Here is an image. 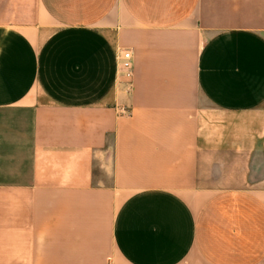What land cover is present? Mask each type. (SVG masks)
I'll use <instances>...</instances> for the list:
<instances>
[{
	"label": "crops",
	"instance_id": "obj_1",
	"mask_svg": "<svg viewBox=\"0 0 264 264\" xmlns=\"http://www.w3.org/2000/svg\"><path fill=\"white\" fill-rule=\"evenodd\" d=\"M0 264H264V0H0Z\"/></svg>",
	"mask_w": 264,
	"mask_h": 264
},
{
	"label": "built area",
	"instance_id": "obj_2",
	"mask_svg": "<svg viewBox=\"0 0 264 264\" xmlns=\"http://www.w3.org/2000/svg\"><path fill=\"white\" fill-rule=\"evenodd\" d=\"M131 64V55L129 52L125 51L122 54V65L124 68L128 69Z\"/></svg>",
	"mask_w": 264,
	"mask_h": 264
},
{
	"label": "rangeland",
	"instance_id": "obj_3",
	"mask_svg": "<svg viewBox=\"0 0 264 264\" xmlns=\"http://www.w3.org/2000/svg\"><path fill=\"white\" fill-rule=\"evenodd\" d=\"M96 175H97V178H99V177H100V172L97 171V172H96Z\"/></svg>",
	"mask_w": 264,
	"mask_h": 264
}]
</instances>
